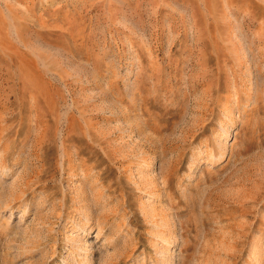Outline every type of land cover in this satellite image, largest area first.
<instances>
[{"label":"rangeland","instance_id":"rangeland-1","mask_svg":"<svg viewBox=\"0 0 264 264\" xmlns=\"http://www.w3.org/2000/svg\"><path fill=\"white\" fill-rule=\"evenodd\" d=\"M0 264H264V0H0Z\"/></svg>","mask_w":264,"mask_h":264}]
</instances>
